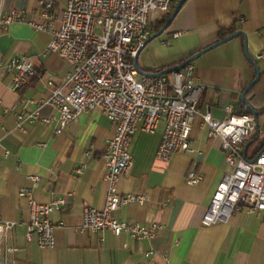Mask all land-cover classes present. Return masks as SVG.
Listing matches in <instances>:
<instances>
[{"label":"crops","instance_id":"0c3cea01","mask_svg":"<svg viewBox=\"0 0 264 264\" xmlns=\"http://www.w3.org/2000/svg\"><path fill=\"white\" fill-rule=\"evenodd\" d=\"M41 1L0 0V9L24 10L28 18L43 21ZM67 1L55 0L57 15ZM233 26L247 34L250 54L263 76L257 86L262 91L264 0H187L163 35L142 48L139 65L144 71L171 67L217 41L222 30ZM177 31H183L182 35L175 37ZM51 38L49 32L24 23L0 30L2 55H27L37 68V74L19 89L12 87V73L0 70V215L18 221L9 237L16 247L9 259L15 264H264V212L242 209L228 222L210 226L202 223L227 163L221 139L209 136V127L202 124L200 115L191 132L193 150L178 152L169 161L157 157L164 122L152 133L139 129L131 142L134 163L120 178L118 188L122 194L146 192L149 198L143 204L123 205L114 214L130 222H159L161 229L153 238L138 240L109 229L78 230L86 207L105 205L108 169L101 157L115 130L109 118L94 109L81 113L63 132L55 131L56 108L38 103L51 92L44 77L62 84L69 64L57 52L44 56ZM243 44V37L237 36L194 59L201 111L225 118L229 107L245 109L241 93L256 72ZM31 97L32 103H20ZM23 107L39 108L40 118L24 120L19 126L17 113ZM51 116L50 122L44 121ZM261 124L244 147L250 159L264 149V140L253 149L262 132L264 137V114ZM85 162L88 166L76 172ZM191 169L202 175L198 184L185 181ZM35 176L40 179L34 184ZM26 188L41 203L56 197L65 199L62 209L51 214L57 225L53 247L43 248L36 239L26 241L30 210L28 197L21 194ZM150 249L155 252L147 256Z\"/></svg>","mask_w":264,"mask_h":264},{"label":"built area","instance_id":"2783aa9c","mask_svg":"<svg viewBox=\"0 0 264 264\" xmlns=\"http://www.w3.org/2000/svg\"><path fill=\"white\" fill-rule=\"evenodd\" d=\"M43 21L28 18L24 10L0 9V30H7L13 23L28 24L36 30L47 31L52 38L44 56L56 53L66 59L69 71L65 81L57 84L53 77H44L51 92L39 104H52L58 112L57 133L63 132L81 113L101 110L111 121L115 133L101 158L107 166L105 179L108 191L103 207L88 206L78 228L81 232L111 230L116 235L129 234L135 239L153 238L161 229L159 222L142 224L118 219L114 212L131 202L145 203L148 193L119 191L120 178L129 172L134 159L131 142L141 129L154 132L160 122L165 128L157 157L171 160L181 151L193 150L191 132L196 117L209 127L210 137H219L225 152L227 169L219 182L202 223L210 226L228 222L234 212L246 209L264 212V149L252 159L244 151L247 140L258 129L255 116L246 110L228 108L225 118H217L209 110L201 111L195 84V65L189 63L178 72L163 75H141L135 57L146 41L156 33L160 16L169 13L174 0H68L57 15L55 0H43ZM183 31L174 33L181 36ZM261 55H257L260 57ZM0 70L12 73V87L19 89L37 74L34 62L27 55L4 57L0 52ZM34 100L22 99L28 104ZM38 106V107H39ZM18 125L24 120L40 118L39 108L25 107L17 113ZM53 116L44 118L50 122ZM44 146L43 143L40 144ZM86 154L89 156L91 151ZM88 166L85 162L76 172ZM40 179L33 177L34 184ZM202 175L191 169L186 183L198 184ZM29 201L30 219L26 223V241L37 240L43 247L55 245L56 223L51 218L61 210L64 197L47 203L39 202L32 190L22 189ZM16 220L0 215V261L15 264L9 255L16 247L9 237ZM147 251V256L154 253Z\"/></svg>","mask_w":264,"mask_h":264},{"label":"water","instance_id":"95a60500","mask_svg":"<svg viewBox=\"0 0 264 264\" xmlns=\"http://www.w3.org/2000/svg\"><path fill=\"white\" fill-rule=\"evenodd\" d=\"M187 0H179L177 2V4L175 5L174 11L173 13L168 17L166 23L164 24V26L155 34H152L151 38H149L147 42H149V40H152L160 35H163V33L170 27V25L172 24L173 20L175 19V17L177 16V14L180 12L181 8L183 7V5L185 4ZM237 36H242L244 39V49H245V53H246V58L249 60V62L255 67V72L256 75L254 77V79L249 82L247 84V86L245 87V89L242 91L241 93V100L242 102L247 106L248 111L250 113H252L255 118H256V123L259 126L260 124V120H259V116L264 114V108L263 109H258L255 108L251 105L249 99L247 98V94L248 92L251 90V88L260 80L261 78V69L259 67V65L257 64V62L254 60V58H252V55L250 54L249 48H248V37L247 34L245 33V31H243L242 29H238L236 31H233V33H229L227 36H224L220 39H218L217 41L211 43L210 45L203 47V49L199 50L198 52H196L195 54L189 56L188 58L182 60L180 63H177L171 67H167L164 68L158 72H151L150 71H144L143 69H141L140 65H139V55L140 52L142 51V48H144V46L146 45V43L139 48V52L137 54V56L135 57V64L139 70V73L141 75H163V74H169L172 73L174 71H179L181 68H183L185 65L192 63L194 61V59L198 58L200 55L204 54L205 52L211 50L212 48L217 47V45L223 44ZM246 155V148L243 151ZM254 160V159H252Z\"/></svg>","mask_w":264,"mask_h":264},{"label":"trees","instance_id":"16d2710c","mask_svg":"<svg viewBox=\"0 0 264 264\" xmlns=\"http://www.w3.org/2000/svg\"><path fill=\"white\" fill-rule=\"evenodd\" d=\"M179 0H174L172 6L170 7V11L169 13L167 14H164L162 16H160V18L158 19L157 21V29H156V32H158L163 26L164 24L166 23L168 17L173 13L174 11V8H175V5L177 4ZM237 28L235 26L231 27L230 29H226V30H222L220 32V38L224 37V36H227L229 33H233V31H236ZM162 69H159V70H154L153 72H158ZM152 71H150L151 73ZM264 73H262L263 75ZM263 77V76H262ZM262 77L261 79L251 88V90L249 91L248 93V99L251 103V105L255 108H258V109H263L264 108V90L262 91H259L257 90V86H258V83H260L262 81ZM243 110H246L248 111V109H246V106L243 105ZM249 112V111H248Z\"/></svg>","mask_w":264,"mask_h":264},{"label":"rangeland","instance_id":"374dc122","mask_svg":"<svg viewBox=\"0 0 264 264\" xmlns=\"http://www.w3.org/2000/svg\"><path fill=\"white\" fill-rule=\"evenodd\" d=\"M260 124L263 122V115H260ZM261 126H262V124H261ZM263 134V132L261 133V135ZM260 135V137H257L256 138V140L253 142V149L254 150H256L257 148H259L260 147V145L262 144V142H263V140H264V137H262ZM250 153H252V152H250Z\"/></svg>","mask_w":264,"mask_h":264}]
</instances>
